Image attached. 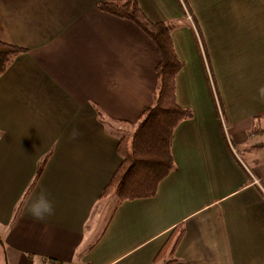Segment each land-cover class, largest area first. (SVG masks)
Instances as JSON below:
<instances>
[{
	"label": "crops",
	"instance_id": "0c3cea01",
	"mask_svg": "<svg viewBox=\"0 0 264 264\" xmlns=\"http://www.w3.org/2000/svg\"><path fill=\"white\" fill-rule=\"evenodd\" d=\"M104 1L0 0V40L25 49L0 76V264H264V0H136L173 25L192 115L156 194L124 201L101 193L158 56Z\"/></svg>",
	"mask_w": 264,
	"mask_h": 264
},
{
	"label": "trees",
	"instance_id": "16d2710c",
	"mask_svg": "<svg viewBox=\"0 0 264 264\" xmlns=\"http://www.w3.org/2000/svg\"><path fill=\"white\" fill-rule=\"evenodd\" d=\"M98 7L112 16L132 21L153 43L158 56L153 103L143 108L130 137L118 140L120 163L101 196L115 194L119 201L149 198L156 194L160 181L173 170L171 140L175 127L192 115V111L179 106L175 98V77L182 62L171 38L173 25L149 21L136 0L104 1ZM24 51L23 47L0 40V76L12 60ZM169 242L163 245L155 260L161 261ZM171 262L169 259L159 263Z\"/></svg>",
	"mask_w": 264,
	"mask_h": 264
},
{
	"label": "clouds",
	"instance_id": "9594fccd",
	"mask_svg": "<svg viewBox=\"0 0 264 264\" xmlns=\"http://www.w3.org/2000/svg\"><path fill=\"white\" fill-rule=\"evenodd\" d=\"M28 211L35 219H43L54 211L51 200L45 193H41L28 206Z\"/></svg>",
	"mask_w": 264,
	"mask_h": 264
},
{
	"label": "rangeland",
	"instance_id": "374dc122",
	"mask_svg": "<svg viewBox=\"0 0 264 264\" xmlns=\"http://www.w3.org/2000/svg\"><path fill=\"white\" fill-rule=\"evenodd\" d=\"M219 94V93H218ZM184 108H186V107H184ZM122 129H127L126 127H123ZM239 157H241L240 155H238ZM243 159V158H242Z\"/></svg>",
	"mask_w": 264,
	"mask_h": 264
},
{
	"label": "built area",
	"instance_id": "2783aa9c",
	"mask_svg": "<svg viewBox=\"0 0 264 264\" xmlns=\"http://www.w3.org/2000/svg\"><path fill=\"white\" fill-rule=\"evenodd\" d=\"M187 17L191 19L190 15H187ZM256 182H257V181H256Z\"/></svg>",
	"mask_w": 264,
	"mask_h": 264
}]
</instances>
